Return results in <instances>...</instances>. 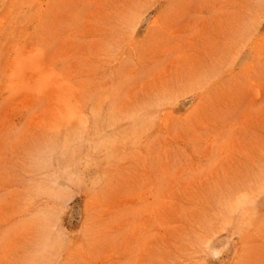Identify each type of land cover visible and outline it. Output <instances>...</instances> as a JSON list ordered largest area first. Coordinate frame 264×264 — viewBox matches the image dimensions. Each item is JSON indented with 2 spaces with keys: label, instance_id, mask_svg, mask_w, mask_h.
<instances>
[{
  "label": "rangeland",
  "instance_id": "374dc122",
  "mask_svg": "<svg viewBox=\"0 0 264 264\" xmlns=\"http://www.w3.org/2000/svg\"><path fill=\"white\" fill-rule=\"evenodd\" d=\"M0 264H264V0H0Z\"/></svg>",
  "mask_w": 264,
  "mask_h": 264
}]
</instances>
